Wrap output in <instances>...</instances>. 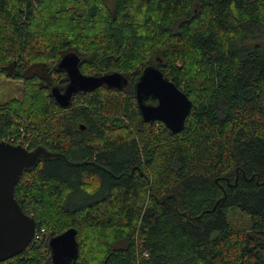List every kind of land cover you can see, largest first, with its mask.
Wrapping results in <instances>:
<instances>
[{"label":"trees","instance_id":"16d2710c","mask_svg":"<svg viewBox=\"0 0 264 264\" xmlns=\"http://www.w3.org/2000/svg\"><path fill=\"white\" fill-rule=\"evenodd\" d=\"M262 27L264 0H0V79L23 82L0 138L52 153L15 188L36 237L0 264H46L47 237L71 227L75 264H264V45L247 35ZM69 52L128 85L62 107ZM151 63L193 102L180 133L143 120ZM77 189L94 201L69 205Z\"/></svg>","mask_w":264,"mask_h":264},{"label":"water","instance_id":"95a60500","mask_svg":"<svg viewBox=\"0 0 264 264\" xmlns=\"http://www.w3.org/2000/svg\"><path fill=\"white\" fill-rule=\"evenodd\" d=\"M82 56L69 52L59 62L69 83L65 90L55 86L52 95L64 108L69 107L78 92H90L101 86L124 89L127 77L120 72L87 75L81 71ZM136 101L145 122H162L173 133H180L192 110L193 102L156 64H148L134 86ZM154 97L155 104L148 103ZM52 153L45 147L30 150L0 138V262L21 254L35 238L37 220L26 213L15 195V188L25 169L37 166ZM77 229L71 227L53 235L49 241L53 264H75L79 255Z\"/></svg>","mask_w":264,"mask_h":264},{"label":"rangeland","instance_id":"374dc122","mask_svg":"<svg viewBox=\"0 0 264 264\" xmlns=\"http://www.w3.org/2000/svg\"><path fill=\"white\" fill-rule=\"evenodd\" d=\"M109 5L113 6L114 0H106ZM253 39L252 42H260L261 44L264 45V27L262 28H255L251 30L247 34ZM248 41V40H247ZM251 42V41H250ZM84 59H87L86 55H83ZM155 64V63H153ZM23 92V82L21 80H13V79H7L5 77H2L0 79V102H7L11 98H21ZM52 169L55 170L54 167H51ZM70 172V171H68ZM71 173V172H70ZM96 195L88 196L86 193H84L81 189H77L74 194H72L70 198V203L69 205L74 206V205H81L85 203H91L94 201ZM53 236V235H52ZM52 236H48L46 239V242L49 244L50 238ZM42 238V236H41ZM46 264H53L51 256L47 258Z\"/></svg>","mask_w":264,"mask_h":264},{"label":"built area","instance_id":"2783aa9c","mask_svg":"<svg viewBox=\"0 0 264 264\" xmlns=\"http://www.w3.org/2000/svg\"><path fill=\"white\" fill-rule=\"evenodd\" d=\"M13 140H14V138H13ZM12 143V142H11ZM19 144H22V145H24V146H26L27 147V145H25V144H23L22 142H19ZM35 237H36V234H35ZM40 236L39 235H37V238H39Z\"/></svg>","mask_w":264,"mask_h":264},{"label":"flooded vegetation","instance_id":"af4514ba","mask_svg":"<svg viewBox=\"0 0 264 264\" xmlns=\"http://www.w3.org/2000/svg\"><path fill=\"white\" fill-rule=\"evenodd\" d=\"M83 58V57H82ZM62 90H65V88H61Z\"/></svg>","mask_w":264,"mask_h":264}]
</instances>
